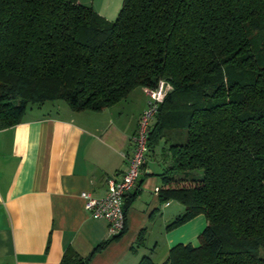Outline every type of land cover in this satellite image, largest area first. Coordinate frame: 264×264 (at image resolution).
I'll return each instance as SVG.
<instances>
[{
    "label": "trees",
    "instance_id": "trees-1",
    "mask_svg": "<svg viewBox=\"0 0 264 264\" xmlns=\"http://www.w3.org/2000/svg\"><path fill=\"white\" fill-rule=\"evenodd\" d=\"M77 1L0 0V129L28 107L100 111L168 83L147 140L170 159L157 193L184 206L168 229L206 225L198 245L137 264H264V0H122L113 21ZM124 231L58 264H88Z\"/></svg>",
    "mask_w": 264,
    "mask_h": 264
},
{
    "label": "crops",
    "instance_id": "crops-1",
    "mask_svg": "<svg viewBox=\"0 0 264 264\" xmlns=\"http://www.w3.org/2000/svg\"><path fill=\"white\" fill-rule=\"evenodd\" d=\"M136 90L100 111H74L65 101L26 107L19 123L0 129V264H58L66 247L86 256L112 236L107 221L83 209L79 194L102 197L106 180L125 170L131 136L148 100L145 88ZM159 142L145 153L129 192L135 196L125 231L88 264H137L142 256L161 263L173 244H192L205 227L198 213L167 228L184 206L173 198L160 202L159 174L170 159L161 156L166 148Z\"/></svg>",
    "mask_w": 264,
    "mask_h": 264
},
{
    "label": "built area",
    "instance_id": "built-area-1",
    "mask_svg": "<svg viewBox=\"0 0 264 264\" xmlns=\"http://www.w3.org/2000/svg\"><path fill=\"white\" fill-rule=\"evenodd\" d=\"M148 100L147 105L139 114V120L134 134L131 136V151L126 156L127 166L123 172L106 180L107 190L102 197L92 196L90 192L81 191L84 206L89 215L94 218H103L108 223L109 234L116 235L125 227L124 202L129 192L135 187L136 179L144 163L145 153L148 152L149 127L158 111V106L164 100L170 86L159 81L153 89H145ZM157 190V188H156Z\"/></svg>",
    "mask_w": 264,
    "mask_h": 264
},
{
    "label": "rangeland",
    "instance_id": "rangeland-1",
    "mask_svg": "<svg viewBox=\"0 0 264 264\" xmlns=\"http://www.w3.org/2000/svg\"><path fill=\"white\" fill-rule=\"evenodd\" d=\"M122 0H78V3L84 7L89 6L92 8L97 15H101L102 18L106 19L107 21H113V19H116L117 13H119L121 6H122ZM140 88H137L139 90ZM136 90V91H137ZM64 103V102H62ZM201 171L196 169L192 172H189L190 175L188 177H200ZM199 239L192 244L198 245ZM258 254L262 257H264V249L260 248Z\"/></svg>",
    "mask_w": 264,
    "mask_h": 264
}]
</instances>
